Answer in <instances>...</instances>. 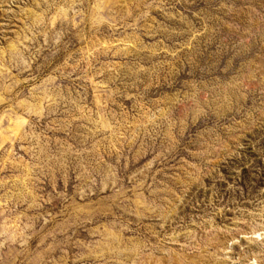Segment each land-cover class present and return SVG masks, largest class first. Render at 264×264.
Returning <instances> with one entry per match:
<instances>
[{
	"label": "rangeland",
	"instance_id": "374dc122",
	"mask_svg": "<svg viewBox=\"0 0 264 264\" xmlns=\"http://www.w3.org/2000/svg\"><path fill=\"white\" fill-rule=\"evenodd\" d=\"M0 264H264V0H0Z\"/></svg>",
	"mask_w": 264,
	"mask_h": 264
}]
</instances>
